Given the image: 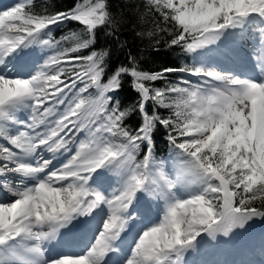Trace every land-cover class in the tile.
Listing matches in <instances>:
<instances>
[{"label": "snow or ice", "instance_id": "1", "mask_svg": "<svg viewBox=\"0 0 264 264\" xmlns=\"http://www.w3.org/2000/svg\"><path fill=\"white\" fill-rule=\"evenodd\" d=\"M125 3L192 65L113 66L98 33L128 21L110 0L0 8V264H189L264 222V0Z\"/></svg>", "mask_w": 264, "mask_h": 264}, {"label": "trees", "instance_id": "2", "mask_svg": "<svg viewBox=\"0 0 264 264\" xmlns=\"http://www.w3.org/2000/svg\"><path fill=\"white\" fill-rule=\"evenodd\" d=\"M75 2L76 0H38V7L39 9H47L48 11L66 10L71 8ZM135 2L140 5L138 11H143L142 0H135ZM110 3L111 10L114 13L123 11V14L128 21V23L120 29V34L117 38L107 36V30L98 33L96 48L111 49V60L113 66L118 63H127L126 56L128 52H131L132 55L136 56L141 61V66L147 70H159L165 67H181L185 64L189 66L192 65L193 60L191 56L181 52L178 47L171 49L165 47L164 41L169 39L167 35L161 34V44L159 45V50H155L153 38L146 35V33L153 28L152 17H145L143 20L138 21L136 15H134L131 10L130 4L125 3V0H110ZM76 27V25L72 24L62 26L60 30L54 32V35L58 39L61 35L66 34L70 29H74ZM136 32H144L145 35L137 36L135 34ZM121 42H126L123 49L119 46ZM180 76L194 81V77L189 76L186 73L170 74L168 80L178 82ZM122 97V106L131 104L136 100V93L127 87V83L125 84ZM163 114L167 115V112L164 111ZM138 123V114L134 115L128 121V124L132 127H135ZM157 137V155L164 158L167 154H169L170 148L166 143L163 129H159ZM257 206H259V203ZM252 225L253 228H255V233L260 230H264V222L259 221V223H253Z\"/></svg>", "mask_w": 264, "mask_h": 264}, {"label": "rangeland", "instance_id": "3", "mask_svg": "<svg viewBox=\"0 0 264 264\" xmlns=\"http://www.w3.org/2000/svg\"><path fill=\"white\" fill-rule=\"evenodd\" d=\"M197 79L198 78L194 77V82H196ZM255 223H259V220L255 221L254 224ZM263 240H264V230L263 231L260 230L259 232L255 233V228H253V225H252L247 230L242 231V232H238L236 235H234L230 238L220 236L217 238V240L210 241L208 238L205 237L202 240V242H201V244L197 250H201V251H204L205 249L210 250L212 248L214 249L217 246V248H223V250H225V251L230 249L227 252H232V251L234 252V249H235V250H237V253L240 254L241 249L238 246L233 247L234 245H239L240 242L244 241L246 249H247V247H252L254 245V247H256V249L261 250V249H263L262 246H264ZM249 242L252 244L248 245ZM257 246H259V247L257 248ZM255 252H257V250ZM193 253H190L189 255H192ZM243 255H249V253L247 252ZM193 257H191L192 259L190 261H193ZM259 257L261 259H264V257L261 255H259ZM187 259H188V257H187Z\"/></svg>", "mask_w": 264, "mask_h": 264}, {"label": "bare ground", "instance_id": "4", "mask_svg": "<svg viewBox=\"0 0 264 264\" xmlns=\"http://www.w3.org/2000/svg\"><path fill=\"white\" fill-rule=\"evenodd\" d=\"M16 2V0H0V8H3L4 6H10L12 4H14ZM242 251V249H241ZM249 253V252H248ZM245 253L241 252L240 254L237 253V250L234 249V252H228L225 253V255L219 253L216 255L215 260L217 261L216 264H237L240 260H242L241 263L238 264H250L249 260H250V254L249 255H243ZM197 257H193V261H189V264H200L198 262Z\"/></svg>", "mask_w": 264, "mask_h": 264}]
</instances>
